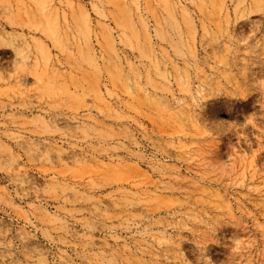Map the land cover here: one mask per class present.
I'll return each instance as SVG.
<instances>
[{
	"label": "rangeland",
	"instance_id": "obj_1",
	"mask_svg": "<svg viewBox=\"0 0 264 264\" xmlns=\"http://www.w3.org/2000/svg\"><path fill=\"white\" fill-rule=\"evenodd\" d=\"M0 264H264V0H0Z\"/></svg>",
	"mask_w": 264,
	"mask_h": 264
}]
</instances>
